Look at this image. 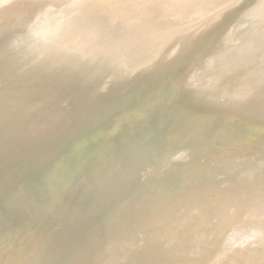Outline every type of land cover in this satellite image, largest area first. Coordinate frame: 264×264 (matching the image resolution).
<instances>
[{
	"label": "bare ground",
	"instance_id": "1",
	"mask_svg": "<svg viewBox=\"0 0 264 264\" xmlns=\"http://www.w3.org/2000/svg\"><path fill=\"white\" fill-rule=\"evenodd\" d=\"M0 264H264V0H0Z\"/></svg>",
	"mask_w": 264,
	"mask_h": 264
}]
</instances>
